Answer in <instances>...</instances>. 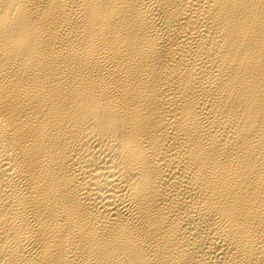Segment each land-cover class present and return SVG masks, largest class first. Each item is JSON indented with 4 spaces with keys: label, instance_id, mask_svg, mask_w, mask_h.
<instances>
[{
    "label": "bare ground",
    "instance_id": "bare-ground-1",
    "mask_svg": "<svg viewBox=\"0 0 264 264\" xmlns=\"http://www.w3.org/2000/svg\"><path fill=\"white\" fill-rule=\"evenodd\" d=\"M0 264H264V0H0Z\"/></svg>",
    "mask_w": 264,
    "mask_h": 264
}]
</instances>
